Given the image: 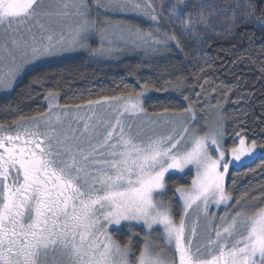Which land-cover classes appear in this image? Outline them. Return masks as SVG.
Here are the masks:
<instances>
[{
	"label": "snow or ice",
	"instance_id": "snow-or-ice-1",
	"mask_svg": "<svg viewBox=\"0 0 264 264\" xmlns=\"http://www.w3.org/2000/svg\"><path fill=\"white\" fill-rule=\"evenodd\" d=\"M102 6L157 23L164 8L153 0H107ZM197 7V23L213 27L201 0L168 5L173 16L184 20L186 34L194 32L188 9ZM257 7L249 0L239 16L234 9L231 25L260 19ZM86 9L84 0H0V89H12L29 65L49 57L81 50L92 56L121 51L109 39V29L135 48L156 52L170 50L172 44L182 51L175 31L160 39L124 22L108 24L99 33L100 47L92 48L95 24L89 23ZM68 17L80 21L67 33L44 35L48 29L42 21ZM146 90L147 85L134 96H104L63 106L65 117L74 111L76 127L73 121L65 124L59 114L53 118L52 109L60 105L50 91L45 97L48 113L20 117L11 127L0 124V264H264V192L251 200L245 192L230 204L233 196L225 188L230 166L247 167L258 150L264 156V142L249 140L240 130L234 133L233 146L225 148L223 124L217 121L198 134L191 105L171 118L177 123L166 134L133 132L124 117L144 113L141 97ZM85 111L91 113L86 119L80 115ZM167 111L157 115L167 121ZM193 169L190 185H174L172 196L182 201L177 218L166 199V176ZM212 204L226 206L218 225L209 212ZM190 210L197 218L189 225ZM200 216L207 225L202 236ZM123 222L146 229L138 254L131 239L121 244L112 235V226ZM157 226L159 244L150 239Z\"/></svg>",
	"mask_w": 264,
	"mask_h": 264
},
{
	"label": "trees",
	"instance_id": "trees-1",
	"mask_svg": "<svg viewBox=\"0 0 264 264\" xmlns=\"http://www.w3.org/2000/svg\"><path fill=\"white\" fill-rule=\"evenodd\" d=\"M210 1L201 0L205 5L204 15L213 27L205 29L197 23L198 7L188 9L195 15L191 17L194 32L186 34L184 20L175 17L178 28L173 31L182 51L170 45V50L148 49V53L123 54L109 62L78 54L25 72L11 93L0 97V124L11 127L20 117L45 113V97L50 91L57 94L61 106H75L104 96L135 95L147 85L143 105L150 115L164 113L165 109L176 114L189 105L204 113L211 106L223 114L226 148L233 146L234 133L240 130L246 132L249 140L264 142V0H252L259 5L256 17L260 19L241 21L237 26L230 23L233 10L239 16L249 0ZM141 28L145 32L151 30L149 25ZM162 28L159 27L160 33ZM218 35L223 38L219 39ZM262 165L264 156H259L247 167L229 172L225 188L231 192L234 203L245 192L249 193V200L264 192ZM192 176L191 171L167 178L166 198H170L177 218L181 205L172 196L174 185H190ZM130 229L112 231V235L121 244L131 239L133 252L138 254L146 233L141 227Z\"/></svg>",
	"mask_w": 264,
	"mask_h": 264
},
{
	"label": "rangeland",
	"instance_id": "rangeland-1",
	"mask_svg": "<svg viewBox=\"0 0 264 264\" xmlns=\"http://www.w3.org/2000/svg\"><path fill=\"white\" fill-rule=\"evenodd\" d=\"M45 2L46 3L52 2V0H45ZM174 2H175V0H153V3L157 6L160 5L161 3L164 4V8L162 10L163 16L161 17L159 23H157V22L151 21L149 18L145 17L144 15L137 14L135 12L110 11L106 7L102 6V5L107 4V0H84V3L87 6V9H86L87 19H88L89 23L95 24V34L92 36V38L89 41L90 46L92 48L100 47L101 40H100L99 33L102 30H104L108 24L117 23V22H124V23L130 24L134 28H139L141 31H143L141 27L149 25L151 30L148 32H152V34L154 36L159 37L160 39H165L166 38L165 33H171V32H173L174 29L177 30V28H178L176 26L175 21H174L175 16H173L168 9V5L170 3H174ZM191 2H192V0H186V3H191ZM209 10L210 9H207L206 11L209 12ZM157 11H161V9L158 7ZM193 16H195V15H192V17ZM79 21H80L79 17H68V18H65L62 20H57L55 18L52 20H44L42 22L45 24L46 28L48 29V31L45 32L44 35H48V34H52V33L59 34L60 32L67 33L68 31H70L71 28L75 27L76 23H78ZM160 25H162V27H164L165 29L163 30V28ZM220 25L224 26L222 24H220ZM193 26L195 27V25H193ZM159 27L162 28V33L159 32ZM112 31H113L112 29L108 30L109 39L114 40L116 42L117 46L121 47L122 50L119 52L113 53L111 56H92L86 50L69 52V53H65L63 55L53 56V57H49V58L40 60L35 64L29 65L25 72L31 70L32 68H34L36 66L43 65V63H52V62L60 60V59H65V57H72V56H76L78 54L79 55H81V54L86 55V56L91 57L92 59H94L96 61L109 62V61L117 59L118 57H120V55H123V54H131L134 52L142 53V51L143 52L145 51V53H148V50H146L144 48H135L131 45V43L123 44L121 41L118 40V38L116 36L112 35ZM34 32L36 33V35L38 37L41 34V30L38 28L34 29ZM143 32H145V31H143ZM218 36H219V39L223 38L221 35H218ZM104 43H105V46L107 47L108 42L105 41ZM170 45H172V44H170ZM22 75L17 78L13 87L21 79ZM11 91H12V89H8V90L0 89V97L2 95L10 94ZM144 96H145V94L141 97L143 108H144V105H143ZM48 103L49 102L47 100L46 101L47 111L45 113L49 112ZM56 103L60 105L58 98L56 100ZM64 110H65L64 107L60 105L59 108H53L52 109L51 115L54 118L56 114H59V115H61L65 124H67L69 121H73V127H76L77 125L74 121V115H75L74 111H70L69 115L67 117H65V116H63ZM97 112L98 113L102 112V110L100 108H97ZM195 112H196V121L193 122L192 126L196 128L197 133L200 135H203L204 132L208 130L209 126L215 125V123H217V121H219L220 123L223 124V114L221 113V110H218L217 108L209 106L205 110L204 113H200V112L198 113V111H196V110H195ZM80 115L86 119L87 116L91 115V113L85 111V112H81ZM166 115L169 117V119L167 121L164 120L159 115L154 116V115L148 114L144 109V113H137L135 115L126 114L124 119H125V122L127 124L131 125L133 132L142 130L148 134H151L153 131L155 133H158V134H166V133L170 132L171 129L177 123L176 121H173L171 119L175 114L166 113ZM153 120L155 121V123L152 122ZM80 126L82 127V122H81ZM223 126H224V124H223ZM259 156H261V154L258 150L256 153V158ZM246 163H248V162L246 161ZM240 167L241 166H239V165L233 164L230 166L229 172L232 169L240 168ZM192 172L194 175V169L192 170ZM186 173H189L188 170H186ZM184 174L185 173H176L172 176L180 177ZM227 176L225 177V182H226ZM167 178L168 177L166 176V179ZM179 203L181 205V211H182V201ZM229 203L234 204L233 200L230 201ZM249 206L251 207V204ZM225 208H226L225 205H221L219 208H217L214 204L210 205L209 212L215 214V219L213 221L214 224H216V225L220 224L219 217L225 214ZM228 211L231 212L232 209L229 208ZM196 218H197V213L193 210H190V215L187 218L189 225L194 220H196ZM132 227H137V228L141 227L145 230V233H146V229L143 227V225L136 224L135 222H132L131 224H128L127 222H123L122 225H120V226H112V231H116L119 229L131 230L130 228H132ZM206 230H207L206 221L203 218V216H200L198 234H200L202 236V234ZM159 231H160L159 226H157V229L155 231H153L152 236L150 237L152 239V241L156 244H159L161 242L160 236L158 234ZM156 234H158L157 237L155 236Z\"/></svg>",
	"mask_w": 264,
	"mask_h": 264
}]
</instances>
